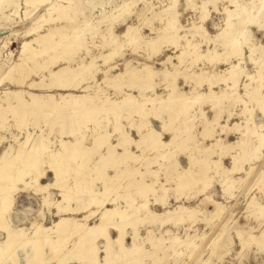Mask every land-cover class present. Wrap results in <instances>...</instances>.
Segmentation results:
<instances>
[{
	"label": "rangeland",
	"instance_id": "rangeland-1",
	"mask_svg": "<svg viewBox=\"0 0 264 264\" xmlns=\"http://www.w3.org/2000/svg\"><path fill=\"white\" fill-rule=\"evenodd\" d=\"M0 264H264V0H0Z\"/></svg>",
	"mask_w": 264,
	"mask_h": 264
},
{
	"label": "bare ground",
	"instance_id": "bare-ground-1",
	"mask_svg": "<svg viewBox=\"0 0 264 264\" xmlns=\"http://www.w3.org/2000/svg\"><path fill=\"white\" fill-rule=\"evenodd\" d=\"M38 1V3L39 2H44V1H48V0H37ZM236 6V9H234V10H230L229 11V15H232V13H234L235 15H237V16H241L244 12H245V8H241V7H239L238 5H235ZM54 6L52 5V8H53ZM247 11V10H246ZM227 35V34H226ZM226 38L229 40V42H228V49L230 50V51H236L237 52V54L240 56L241 55V51H240V49L238 48V46H237V42L235 41V40H233V39H231V36L230 35H227L226 36ZM28 47H29V42H24L23 43V51L24 50H27L28 49ZM15 68V67H14ZM211 86V85H210ZM215 206L217 207L218 206V204H215ZM218 213H220V209H218L217 210V213L216 214H218ZM105 215V214H104ZM11 226V225H10ZM10 226H9V224L7 223V222H5V224H3V225H1V228H3L4 230H5V233H6V237H7V241H14L15 239H16V235H14L13 234V232H12V230H11V228H10ZM76 227H78V228H81V229H83L84 228V230L85 231H87V230H91V231H100V232H102L104 235H106L107 233V229L108 228H110V227H118V232H119V238L120 237H122L123 236V228H124V226H120L119 224H114V222L112 221V220H110L107 216H105L104 218H102L101 219V221L98 223V224H96V225H94V226H91V227H89L88 228V226L86 227L84 224H81V223H77L76 224ZM72 228V227H71ZM75 228V227H74ZM74 228L73 229H71V230H74ZM77 228V229H78ZM2 229V230H3ZM116 229V228H115ZM75 230H76V228H75ZM4 232V231H3ZM70 234V233H69ZM18 236V235H17ZM68 237V236H67ZM62 238H63V236H62ZM109 238V237H108ZM64 240V239H63ZM108 240V239H107Z\"/></svg>",
	"mask_w": 264,
	"mask_h": 264
}]
</instances>
